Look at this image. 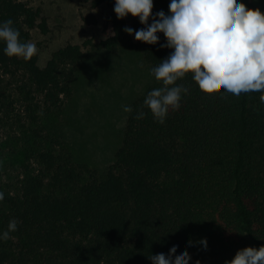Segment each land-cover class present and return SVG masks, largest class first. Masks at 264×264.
I'll return each mask as SVG.
<instances>
[{
  "label": "trees",
  "instance_id": "trees-1",
  "mask_svg": "<svg viewBox=\"0 0 264 264\" xmlns=\"http://www.w3.org/2000/svg\"><path fill=\"white\" fill-rule=\"evenodd\" d=\"M237 1L264 13L262 0ZM170 2L153 0L149 24L161 10L171 15ZM8 19L21 41L36 27L49 32L41 10L20 0H0V22ZM107 21L112 34L100 46L110 53L135 50L153 69L173 51L162 47L163 33L156 45L134 41L124 28L145 27L138 18L120 20L113 8ZM5 47L0 41V126L10 128L7 144L18 139L12 153L21 163L8 166L0 157V233L18 221L12 238L0 240V264H152L150 254L167 255L173 246L177 255L188 251L189 264H225L238 250L264 246L262 93L207 95L186 74L177 85L188 93L160 124L143 106L162 86L155 80L132 102L114 162L99 176L55 130L87 58L82 45L68 43L43 67L38 54L9 58ZM205 238L206 250L198 243Z\"/></svg>",
  "mask_w": 264,
  "mask_h": 264
},
{
  "label": "clouds",
  "instance_id": "clouds-1",
  "mask_svg": "<svg viewBox=\"0 0 264 264\" xmlns=\"http://www.w3.org/2000/svg\"><path fill=\"white\" fill-rule=\"evenodd\" d=\"M153 9V0H115L114 6L118 19L131 14L145 26L138 30L124 28L136 41L156 45L157 34L163 33L167 43L162 47L173 50L151 70L162 86L150 91L144 100L143 106L150 109L157 122L163 124L170 109L180 108L182 95L189 89L177 85V81L186 74H193L192 79L207 95L227 92L239 97L260 92V102L264 103V13L259 8L249 9L237 0H171V15L161 10L149 24ZM13 25L11 19L0 22V41L6 44L4 54L31 60L39 49L32 41H21L20 32ZM123 110L132 112L130 106H123ZM144 115L140 111L135 118L140 120ZM2 200L4 193L0 192ZM17 225V220H10L7 230L0 233V240L11 239L10 233L17 230ZM198 243L207 249L206 238ZM192 245L190 241L189 246ZM177 247L173 246L167 255L150 254L148 259L152 264H189L192 257L188 251L177 255ZM225 264H264V246L238 250Z\"/></svg>",
  "mask_w": 264,
  "mask_h": 264
},
{
  "label": "rangeland",
  "instance_id": "rangeland-1",
  "mask_svg": "<svg viewBox=\"0 0 264 264\" xmlns=\"http://www.w3.org/2000/svg\"><path fill=\"white\" fill-rule=\"evenodd\" d=\"M20 1L39 8L49 23L48 33H43L38 27L30 29V41L39 49L40 66H45L53 54L68 43L82 45L87 53L77 71L74 96L65 102L64 113L55 130L80 162L94 169L99 176H104L122 144L129 115L123 106L131 107L132 102L155 82L152 68L135 50L122 48L110 53L100 46V42L112 34L107 18L115 0H103L97 6L94 5L95 0ZM92 16L96 22H85V18ZM132 18L131 14L126 17L129 21ZM88 40L91 42L85 44ZM13 89L9 91L16 99V112L23 115L24 106L17 90ZM9 129L0 126V157L8 166L19 165L20 157L12 153L16 151L13 142L18 139L12 138L9 147ZM8 169L16 174L12 167Z\"/></svg>",
  "mask_w": 264,
  "mask_h": 264
}]
</instances>
